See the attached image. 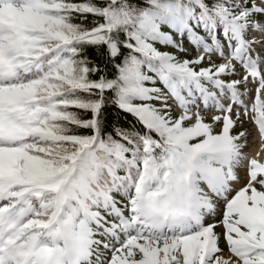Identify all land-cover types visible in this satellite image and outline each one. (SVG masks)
Returning <instances> with one entry per match:
<instances>
[{
	"label": "snow or ice",
	"instance_id": "obj_1",
	"mask_svg": "<svg viewBox=\"0 0 264 264\" xmlns=\"http://www.w3.org/2000/svg\"><path fill=\"white\" fill-rule=\"evenodd\" d=\"M262 92L264 0H0V264H264Z\"/></svg>",
	"mask_w": 264,
	"mask_h": 264
},
{
	"label": "trees",
	"instance_id": "obj_2",
	"mask_svg": "<svg viewBox=\"0 0 264 264\" xmlns=\"http://www.w3.org/2000/svg\"><path fill=\"white\" fill-rule=\"evenodd\" d=\"M88 55L90 58L101 65V67H104L107 64V58L102 57L100 55L99 50L96 49H88ZM107 69L109 72L112 71V66L110 64H107ZM108 127L111 128L116 125H122L127 126L130 124L132 118L130 116L125 115L120 110H118L116 107L109 105L107 107V110L104 113Z\"/></svg>",
	"mask_w": 264,
	"mask_h": 264
},
{
	"label": "bare ground",
	"instance_id": "obj_3",
	"mask_svg": "<svg viewBox=\"0 0 264 264\" xmlns=\"http://www.w3.org/2000/svg\"><path fill=\"white\" fill-rule=\"evenodd\" d=\"M260 151H261V143L258 142V135H256L255 139L250 144V148L247 150V155L250 158L260 159L261 158L259 154Z\"/></svg>",
	"mask_w": 264,
	"mask_h": 264
},
{
	"label": "rangeland",
	"instance_id": "obj_4",
	"mask_svg": "<svg viewBox=\"0 0 264 264\" xmlns=\"http://www.w3.org/2000/svg\"><path fill=\"white\" fill-rule=\"evenodd\" d=\"M255 93H254V91L253 92H251V93H249V96L251 97V96H253ZM245 128H247L250 132H252V133H254V131H253V129L251 128V125H250V123L248 122V123H246L245 124ZM239 130V129H238ZM249 139H251V137L249 138ZM251 144V143H250ZM250 147V146H249ZM249 147H247V148H249ZM246 152V151H245ZM241 175H243V173H241ZM217 231L218 232H222L221 231V228H217ZM223 246H224V249H225V244H223V240L221 241V247L223 248ZM225 254H227V249H225Z\"/></svg>",
	"mask_w": 264,
	"mask_h": 264
}]
</instances>
